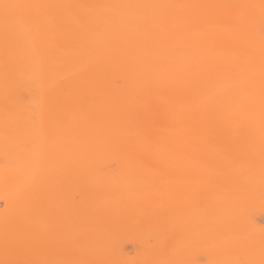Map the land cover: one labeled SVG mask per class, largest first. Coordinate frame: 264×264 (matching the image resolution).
<instances>
[{
    "label": "bare ground",
    "instance_id": "obj_1",
    "mask_svg": "<svg viewBox=\"0 0 264 264\" xmlns=\"http://www.w3.org/2000/svg\"><path fill=\"white\" fill-rule=\"evenodd\" d=\"M0 264H264V0H0Z\"/></svg>",
    "mask_w": 264,
    "mask_h": 264
}]
</instances>
